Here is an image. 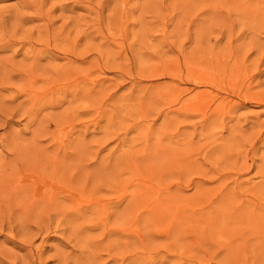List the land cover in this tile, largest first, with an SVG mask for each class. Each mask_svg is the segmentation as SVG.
Instances as JSON below:
<instances>
[{
	"label": "rangeland",
	"instance_id": "rangeland-1",
	"mask_svg": "<svg viewBox=\"0 0 264 264\" xmlns=\"http://www.w3.org/2000/svg\"><path fill=\"white\" fill-rule=\"evenodd\" d=\"M0 264H264V0H0Z\"/></svg>",
	"mask_w": 264,
	"mask_h": 264
},
{
	"label": "bare ground",
	"instance_id": "bare-ground-1",
	"mask_svg": "<svg viewBox=\"0 0 264 264\" xmlns=\"http://www.w3.org/2000/svg\"><path fill=\"white\" fill-rule=\"evenodd\" d=\"M55 229V228H54Z\"/></svg>",
	"mask_w": 264,
	"mask_h": 264
}]
</instances>
